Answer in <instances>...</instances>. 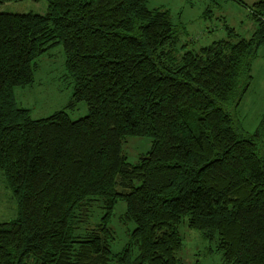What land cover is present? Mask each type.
I'll use <instances>...</instances> for the list:
<instances>
[{
	"label": "trees",
	"instance_id": "16d2710c",
	"mask_svg": "<svg viewBox=\"0 0 264 264\" xmlns=\"http://www.w3.org/2000/svg\"><path fill=\"white\" fill-rule=\"evenodd\" d=\"M46 1V14L0 10V177L19 206L0 223V264H181L185 217L218 238L225 264H264V157L228 107L253 78L264 0H238L251 10V37L229 27L198 50L180 46L170 11L148 0ZM61 44L75 83L68 108L86 102L89 114L32 119L15 88ZM128 136L153 140L136 165ZM121 200L122 221L136 227L113 254ZM95 202L104 214L90 225Z\"/></svg>",
	"mask_w": 264,
	"mask_h": 264
},
{
	"label": "rangeland",
	"instance_id": "374dc122",
	"mask_svg": "<svg viewBox=\"0 0 264 264\" xmlns=\"http://www.w3.org/2000/svg\"><path fill=\"white\" fill-rule=\"evenodd\" d=\"M247 1V0H246ZM252 4V0H248ZM148 8H165L170 11L173 24L179 37L180 46L190 43L189 49H200L215 41L229 37V27L234 28L240 37L249 38L256 25L250 17L251 10L238 0H148ZM0 10L9 13L46 14V0H21L5 2ZM186 48V49H188ZM34 82L26 87H16L18 104L30 110L32 119L47 118L56 111L66 109L72 120L89 114L86 102H80L75 109H69L74 90V79L68 75L66 54L63 45L51 48L35 61ZM252 80L239 105L236 100L229 103V110L235 124L243 133L253 136L259 146V155L264 157V44L251 58ZM236 96V95H235ZM238 96V95H237ZM237 99V98H236ZM151 137L128 136L123 143L128 162L138 164L140 157L152 148ZM127 211V203L119 201L114 209L110 225L114 229L115 240L112 253H120L131 241L136 227L134 221H122ZM104 214L98 202L90 208L89 223L97 224ZM19 216V206L4 176L0 177V223L11 221ZM179 231L183 238V248L178 257L181 264H225L223 251L218 248V238L208 240L202 232L193 229L185 217ZM133 259L138 255L134 249Z\"/></svg>",
	"mask_w": 264,
	"mask_h": 264
}]
</instances>
